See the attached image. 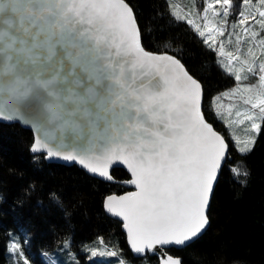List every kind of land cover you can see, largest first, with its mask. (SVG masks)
<instances>
[{
  "label": "snow or ice",
  "instance_id": "1",
  "mask_svg": "<svg viewBox=\"0 0 264 264\" xmlns=\"http://www.w3.org/2000/svg\"><path fill=\"white\" fill-rule=\"evenodd\" d=\"M170 7L175 20L191 25L218 52V63L235 81L257 77L223 93L246 106L235 119L236 105L225 108L219 96L216 101L230 127L247 121L246 131L258 134L264 123V0H203L202 11ZM202 98L200 82L180 59L145 50L126 0H0V120L30 127V150L46 159L76 161L109 179L114 161L125 164L137 190L109 196L105 207L122 217L136 253L164 256L157 246L184 245L209 224V200L229 144L206 121ZM233 139L240 152L256 142L251 135ZM51 198L59 206V198ZM99 242L105 244L102 237ZM9 250L29 264L19 243ZM90 251L92 257L117 256L106 246ZM160 264L181 261L167 255Z\"/></svg>",
  "mask_w": 264,
  "mask_h": 264
},
{
  "label": "trees",
  "instance_id": "2",
  "mask_svg": "<svg viewBox=\"0 0 264 264\" xmlns=\"http://www.w3.org/2000/svg\"><path fill=\"white\" fill-rule=\"evenodd\" d=\"M126 2L134 11L145 49L176 56L202 84L204 116L229 144V158L208 212L209 229L185 249L167 253L183 264H264V123L252 150L240 152L212 107L217 95L236 86L235 78L218 63L217 51L191 25L175 20L171 0ZM33 143L31 131L0 123V264H9L11 242L22 246L30 264H44L45 254L67 241L78 249L101 237L103 246L117 252L124 264H160L156 255L135 258L123 225L105 211L108 196L129 191L124 186L130 181L126 171L113 170L117 183H106L77 166L49 163L44 155H34ZM52 194L59 198V206Z\"/></svg>",
  "mask_w": 264,
  "mask_h": 264
},
{
  "label": "rangeland",
  "instance_id": "3",
  "mask_svg": "<svg viewBox=\"0 0 264 264\" xmlns=\"http://www.w3.org/2000/svg\"><path fill=\"white\" fill-rule=\"evenodd\" d=\"M171 1H172V4L178 3L186 10H190V9L195 8L196 10L202 11L203 0H171ZM228 19H229V29H230V25H231L233 17L229 16ZM227 35H228V33L225 34V37H221V39L226 40ZM261 35L264 36V33H261ZM234 46H235L234 43L232 45H226V50L232 51ZM242 47L246 49L247 45L244 44V45H242ZM218 57H219V61H220L221 57L219 56V54H218ZM260 59L264 60V56H261ZM221 67L223 68L222 65H221ZM256 79H257V77L249 76V78L247 80H244L242 82L236 81V85H237V83L251 84V83L255 82ZM235 87H233V88H235ZM233 88H231L225 92H230ZM218 96L221 98V102L223 103L225 108L230 103L237 106L233 110L232 119H235V111L236 110H243L246 106L242 103V101L240 100L239 97H235V98L230 100L228 98H225L223 96V93L220 95H217L212 100V107H213L214 113L216 114L217 118L219 120H221V122H223L225 124V126H227L226 129L228 130L229 136L231 137L232 141L236 144L235 139H233L234 135L239 136L241 140H243L246 136H249V135L254 136V138H255L257 133L246 131V129L249 127V124L247 121L242 125L233 124L230 127L229 124L226 123V117L223 115L217 114L216 98ZM221 111H224V110L222 109ZM243 153H246V152H243ZM13 236H15V235H13ZM92 248L103 249L104 246L100 245V242L94 241V242H90V243H85L82 246H80L78 249H76L73 246L72 241H67L64 244L57 246L54 250L46 253L43 261H44V264H117V261L120 260L118 257V254L116 257H107V256L92 257L91 251H90V249H92ZM21 249H22V246H21ZM110 251H113V250H110ZM18 256H19L18 253H14V252L10 251V253L8 255V258L10 259L9 264H11L10 262H12V264H18L19 260L16 261V258ZM19 264H23V261L22 260L19 261ZM29 264H30V262H29Z\"/></svg>",
  "mask_w": 264,
  "mask_h": 264
},
{
  "label": "water",
  "instance_id": "4",
  "mask_svg": "<svg viewBox=\"0 0 264 264\" xmlns=\"http://www.w3.org/2000/svg\"><path fill=\"white\" fill-rule=\"evenodd\" d=\"M130 7H131V6H130ZM133 12H134V11H133ZM137 24H138V22H137ZM140 40H141V44H142L141 32H140ZM142 45H143V44H142ZM145 50H146V49H145ZM153 53H155V52H153ZM156 54H164V53H156ZM167 54H168V55H172V54H170V53H167ZM173 56H174V55H173ZM175 57H176V56H175ZM176 58H177V57H176ZM177 59H178V58H177ZM181 63H182V62H181ZM182 64H183V63H182ZM185 68H186V67H185ZM186 70H187V69H186ZM187 71H188V70H187ZM189 74H190V73H189ZM190 75H191V74H190ZM193 78H194V77H193ZM198 82H199V81H198ZM200 84H201V83H200ZM201 86H202V84H201ZM202 89H203V86H202ZM203 103H204V91H203V98H202V103H201V109H202V111H203ZM203 113H204V112H203ZM205 119H206V118H205ZM206 121H207V120H206ZM207 122H208V121H207ZM0 123H2V124H7V125L18 124V125H20L23 129H26V130L31 131L32 134H33V136H34V132H33V130H32L30 127H24V126H22L19 122H12V121L0 120ZM208 123H209V122H208ZM212 126H213V125H212ZM213 128H214V127H213ZM214 130H215V128H214ZM218 133H219V132H218ZM219 134H220V133H219ZM221 135H222V134H221ZM222 136H223V135H222ZM225 142L228 143V142L226 141V139H225ZM32 153H33V152H32ZM33 154H34V155H44V156H46V153H44V152H37V153H33ZM228 158H229V153L226 154V156H225V160H224V162H222V164H221V169H220V172H219V174H218V176H217V181H216V183H215L214 186H213V192H212V195H211L210 200H209V206H208V209H207V215H208V212H209V209H210V205H211V201H212V197H213V194H214L215 188H216V186H217V183H218V180H219V177H220V173H221L222 169L224 168V166L226 165V162H227ZM46 160H47L49 163L60 164V165H64V166H67V167L77 166L78 168H80L81 170H83L84 172H86L89 176H91V177H93V178H95V179H97V180H100V181H103V182H106V183H110V184H115V183H117V182L113 179V177H112V171L115 170V169H121V170L126 171V172L128 173V175L130 176V180L132 179V175H131L130 170H129V169L127 168V166H126L125 164H123L121 161H114V162L110 165V167H109V176H110L111 178L109 179V178H107V177L100 176V175L97 174V173H91V172H89V171H88L87 169H85L82 165H79V163L76 162V161H66V160H64V159H62V158H59V157L47 158ZM124 186L129 190L128 192H126V193H124V194H121V195L113 194V195H110V196L120 197V196L127 195V194H129V193H131V192H135V191L137 190V189L135 188V186L132 185V184L130 183V181L127 182L126 184H124ZM108 197H109V196H108ZM108 197H107V198H108ZM107 198H106V200H105V204H106ZM105 211H106L107 215H108L111 219H113V220H115V221H118V222H120L122 225H124V221H123L122 217L116 216V215H114L113 213L108 212L107 209H106V207H105ZM209 227H210V222H209L208 226H206V228H205L204 230H202V232H201L197 237H194L191 241L185 242L184 245L170 244V245L157 246L158 249H162L164 256L157 255L155 252H153V251H151V250H145L144 253H136V252H134V251L131 249V245H130V242H129V240H128V236H127V229H125L124 226H123V232H124V234H125L126 237H127V243H128L129 250L131 251V253L133 254V256H134L135 258L142 259V258L147 257L148 255H151V256L156 255V256L158 257V259H159V262H160L162 258H164V257H166L167 255H169V254L167 253V250H170V249H175V250H182V249H185L187 246L193 244V243L196 242L198 239H200V238H201V237L207 232V230L209 229ZM173 258H178V259H180L181 264H183L181 258H179V257H173Z\"/></svg>",
  "mask_w": 264,
  "mask_h": 264
}]
</instances>
